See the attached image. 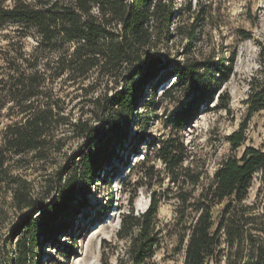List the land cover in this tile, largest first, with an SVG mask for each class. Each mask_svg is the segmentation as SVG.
Returning <instances> with one entry per match:
<instances>
[{
  "label": "trees",
  "instance_id": "trees-1",
  "mask_svg": "<svg viewBox=\"0 0 264 264\" xmlns=\"http://www.w3.org/2000/svg\"><path fill=\"white\" fill-rule=\"evenodd\" d=\"M5 1L0 0V25L16 23L21 37L35 41L30 52L19 47L9 55L0 49V123L3 117L10 120L0 130V189L10 190L12 206L21 212L9 235L8 243L13 235L17 239L5 256L8 264H34L40 248L68 236L76 215L87 206L96 172L122 160L130 124H146L139 110L155 109L156 87L171 78L163 91L176 104L165 119L169 135L148 141L140 132L136 138L154 150L169 181L175 251H182V264H264V186L247 202L254 173L264 169V151L245 146L239 157L228 155L212 177H203L187 161L178 135L201 110L229 113L230 98L222 86L233 73L236 51L226 61L214 55L182 60L160 55L155 48L173 16L165 0ZM198 20L183 33L189 39ZM65 82L77 85L89 106L76 118L59 92ZM101 85L105 88L97 93ZM246 104L238 129L224 137L233 151L245 143L249 119L256 113L264 116V45L249 77ZM69 131L83 140L82 147L39 190L10 172L11 162L26 153L46 160L59 152L64 142L58 134ZM157 172L147 166L140 179ZM158 205L153 197L144 211L130 208L121 214L116 237L122 248L115 264H155L161 243Z\"/></svg>",
  "mask_w": 264,
  "mask_h": 264
},
{
  "label": "rangeland",
  "instance_id": "rangeland-1",
  "mask_svg": "<svg viewBox=\"0 0 264 264\" xmlns=\"http://www.w3.org/2000/svg\"><path fill=\"white\" fill-rule=\"evenodd\" d=\"M165 2L172 5L173 16L168 30L160 36V42L155 48L160 55L178 60L187 56L214 55L213 59L224 56L226 61L230 53L236 51L233 73L222 86L230 98L229 113L223 109L201 110L178 133L189 155L187 161L195 170L202 172L203 177L210 178L228 155L234 153L239 157L245 146H254L264 151V116L260 113L249 119L246 141L239 148L231 150L224 139L238 129L246 113L249 77L258 68L259 48L264 45V0ZM10 4V0L4 2V5ZM196 18L200 20L195 25V36L189 39L183 33L192 29ZM18 29L20 27L16 23L6 22L0 25V49L3 52L6 50L9 55L16 54L19 47L20 51L30 52L35 45L33 38L21 37ZM244 35L250 37L244 38ZM172 81L171 78L156 87L155 109L139 110L144 113L142 118L146 124L139 127L130 124V136L123 142L122 160L114 162L113 167H105L96 172L85 198L87 206L76 215L67 231L68 236L58 237L53 246L44 245L40 248V256L34 258V264H115L116 256L122 248V242L116 237L121 214L130 208L134 213L144 211L153 197L159 200L156 221L161 230L160 247L153 261L155 264H182V251H175V201L171 198L172 194L167 193L169 181L162 170L163 165L154 158V150L147 147L144 140L136 138L140 132H144L148 141L169 135L170 127L166 125L165 119L175 110L176 104L164 97L163 91ZM108 85L111 87L113 83ZM59 86L60 83L56 87ZM104 88L101 85L97 93ZM59 92L73 118L89 109L81 96L83 91L77 85L65 82ZM215 103L216 99L213 104ZM83 116L90 117L88 114ZM8 123L10 120L3 117L0 130ZM71 135L70 131L59 133L58 136H63L64 146L59 152L51 153L46 160H37L33 152L22 155L19 160H13L10 172L29 182L34 191L39 190L82 147L83 140ZM146 155L144 159L143 156ZM150 165L159 172L149 180H141L143 169ZM138 182L141 184L136 187ZM260 186H264V169H258L254 173L247 202L254 199ZM20 214L12 206L10 190L6 187L0 189V264H8L5 256L17 239V235H13L12 243H8L9 235L17 226ZM69 235L72 236L71 240ZM68 252H71L69 257ZM219 264H224V261Z\"/></svg>",
  "mask_w": 264,
  "mask_h": 264
}]
</instances>
